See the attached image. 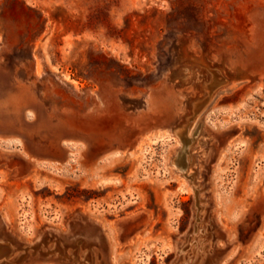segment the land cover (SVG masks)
<instances>
[{
    "label": "rangeland",
    "instance_id": "1",
    "mask_svg": "<svg viewBox=\"0 0 264 264\" xmlns=\"http://www.w3.org/2000/svg\"><path fill=\"white\" fill-rule=\"evenodd\" d=\"M214 2L0 0V264H264V3Z\"/></svg>",
    "mask_w": 264,
    "mask_h": 264
},
{
    "label": "bare ground",
    "instance_id": "2",
    "mask_svg": "<svg viewBox=\"0 0 264 264\" xmlns=\"http://www.w3.org/2000/svg\"><path fill=\"white\" fill-rule=\"evenodd\" d=\"M210 1H212V0H210ZM214 1L215 2L213 3V6L216 9L213 7L215 9L213 12L216 11L217 15L219 13L223 14L224 20L227 24L225 26L229 27L232 30H237V28L233 24V19L235 20L236 13L239 10H240V12L245 11L246 9L249 8L248 4L250 5L251 2H252V5L254 2L255 4H257V6L260 3H262V4L264 3V0H214ZM210 5H211V3H210ZM230 6L232 8V13L230 12ZM254 7L256 8L255 5H254ZM252 8L250 7L249 9L251 10ZM247 13H248V11H247ZM247 13H245V15ZM253 13L254 14H252V13H250V14H252L254 16L258 12H256V13L253 12ZM252 15L248 16L249 20L251 21V25H252V26L249 25V26H251L250 29H248L249 32L251 34H256V33L259 34V32L264 33V23H262V21H258L257 16L255 18ZM247 22H249V21H247ZM222 24H224V23H222ZM178 56H179V62L181 63V66H183L181 69L177 68L175 70V75L179 79L178 85L189 86V88L191 89V91H190L191 95L186 100V104L189 107L188 113L186 116L183 117L184 123H182L180 128L174 132V135L181 138L184 136L185 132L187 130H189L190 127L192 126V124H193L197 114L199 113L200 109L202 108L206 98L209 97L210 90L213 89V87L216 84H220V83L224 82L225 79L222 77V75L214 72L212 69L214 67V65H208L203 57H194L192 55V53L190 52V49L187 46H184L183 48H181L180 54ZM37 64H39V63H37ZM218 72H219V70H218ZM196 73L199 74V78L197 80L195 78ZM205 95H208V96L204 97ZM157 134H158V132H157ZM164 135H166V134H164ZM167 137H169V136H167ZM164 138L165 137H163V139ZM140 154L142 155L141 157H143V150H140ZM11 251H12V249L8 245L0 244V257H2L4 255H8L9 253H11Z\"/></svg>",
    "mask_w": 264,
    "mask_h": 264
}]
</instances>
